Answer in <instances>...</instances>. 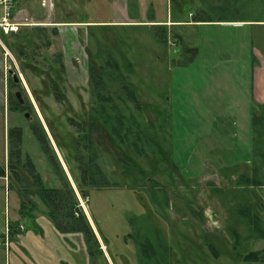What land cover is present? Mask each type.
<instances>
[{
	"label": "rangeland",
	"instance_id": "1",
	"mask_svg": "<svg viewBox=\"0 0 264 264\" xmlns=\"http://www.w3.org/2000/svg\"><path fill=\"white\" fill-rule=\"evenodd\" d=\"M15 2L14 20L20 25L17 31L20 36L0 35L5 47L0 46V229L5 213L13 214L18 204L16 189L20 187L11 179L9 167L17 164L15 156L10 155L15 150V145L9 142L14 128L22 131L20 161L29 156L46 187L60 186L30 131V125L39 124L53 156L65 171L63 174L80 210L89 220L98 244L94 252L106 253L112 264H260L243 260L246 254L264 249V240L246 239L253 225L249 222L250 215L243 216L235 209L238 204L235 201H242L237 185L214 178L208 164L203 166L205 170L200 176L199 171H192V177L187 174L183 179L174 172L175 165L181 169L189 163L181 159L194 149L187 144V135L193 130L191 125L199 123L197 114L175 113L174 106L167 103V97L173 100L176 80L182 82L181 89H191L185 74L176 79L167 70L166 62L173 57L171 50L163 49L161 61L156 60L152 66L148 62L152 53L149 44H139V38L146 32L83 26L87 21L111 19L109 4L97 9L95 1L88 4L86 0H49L45 7L41 0ZM157 3L162 16L165 15L170 0ZM175 5L183 10L185 20L191 21L198 12H203L214 22L247 26L219 28L214 26H233V23H215L207 29L191 26L180 29L187 36L193 30L207 40H214L220 36L233 38L234 33L240 35L246 31L252 34L256 48L260 50L258 43L264 44V0H172L171 6L175 8ZM54 28L57 36L51 34ZM180 50H183L181 46ZM56 54L63 57L62 81L51 70ZM108 54L118 65V71L106 65ZM126 54L136 61L133 60L132 69L124 64ZM260 55L264 58V50ZM91 68L95 79L90 74ZM145 68L149 75L141 74ZM14 76L19 85L13 83ZM48 79L63 96L61 101L55 100ZM194 87L199 89L198 85ZM16 92L26 102L28 118L9 109V97L15 106ZM68 120L81 124L85 130L93 127L92 152L99 171L109 182L108 187L82 186L75 155L84 157L86 150L81 146L75 154L73 141L78 132ZM175 123L179 128H173ZM181 140L185 144H179ZM205 142L206 139L200 138L198 151ZM197 156L194 155L191 163L194 168L202 164ZM61 159L66 167L60 164ZM2 176H6L5 182ZM5 183L9 185L6 191ZM81 189L88 191L86 199L81 197ZM32 199L42 206L35 196ZM209 206L212 216L208 214ZM213 223L218 225L213 227ZM99 262L110 264L105 256Z\"/></svg>",
	"mask_w": 264,
	"mask_h": 264
},
{
	"label": "crops",
	"instance_id": "2",
	"mask_svg": "<svg viewBox=\"0 0 264 264\" xmlns=\"http://www.w3.org/2000/svg\"><path fill=\"white\" fill-rule=\"evenodd\" d=\"M86 1L88 4L95 1L97 9H102L100 7L104 3L109 4L112 18L87 21L83 26H95L98 29L130 28L138 30L141 34L146 32L139 38V44L143 46L149 44L152 50L148 60L149 65L153 66V63L161 61L163 49L171 50L173 57L166 62L167 70H170L171 76L176 79H180L181 73L185 74L191 89L184 87H182L184 90L181 89L182 82L176 80L173 100L171 101L169 96L167 103H171V107L174 106L175 113L185 111L197 114L199 123V125H191L193 130L187 135L189 137L187 144L194 146V149L186 152L188 156L181 160L189 163L181 169L175 165L174 172L183 179L187 174L192 177V171H199L197 174L200 176L203 175L205 164H208L207 169L211 168L214 178L228 185H237L242 194L240 195L242 201L239 199L238 202L235 201L238 203L235 209L243 216L250 215L258 218V222L255 221L254 224H258L259 229H256L255 233L264 231V218L261 211H264V185L254 187L240 184V179L251 178L256 170L260 176H264L262 174L264 169L260 168L262 171H259V168L256 169L258 164L254 148L253 126L254 115L259 116L264 110V58L260 55V51L264 50V44L258 43L261 46L260 50L256 48L252 34L246 31L240 35L234 33L233 38L220 36L214 37V40L210 38L207 40L206 37L193 33V30L187 36L180 29L188 26L207 29L215 23H233V26H214L219 28L245 29L247 26L240 27L241 25L234 24L236 22L226 21L197 23L193 18L191 21L185 20L183 10L176 5L175 8L171 6L172 0L163 16L157 3L159 0ZM188 16H191V13ZM158 30L166 33L165 46L156 40L155 34ZM186 36L190 38L189 41ZM224 41L227 43L222 45ZM180 46L183 48L182 51ZM202 46L204 51H201ZM110 56L112 58L111 54ZM129 58L130 56L126 54L124 64L132 69L134 59ZM146 69L144 73H141L142 75H149L150 72ZM144 78L149 79L145 76ZM197 85L198 90L194 87ZM173 128H179L178 124L175 123ZM194 129L197 130L195 133ZM200 138L206 139V142L201 143L202 149L198 151L196 145L200 142ZM179 144L185 143L181 140ZM176 153L179 157L178 151ZM194 155H198L197 160L202 163L200 168L192 167ZM64 163L61 159L62 167H66ZM3 179L5 182L6 176ZM7 185L4 184L5 191ZM231 202L233 200L229 203ZM17 203L13 214L5 213L3 226L0 229V240L3 241L6 237L9 242L7 250L0 244V264H99L103 256L112 264L106 253L103 255L102 252H98L89 255L82 235L59 233L46 216L43 206H38L33 213H21L18 200ZM208 210V214L212 216L213 211L210 210V206ZM90 224L93 227L91 221ZM215 225L218 224H212L213 227ZM229 230L233 232L232 229L229 228ZM246 239L262 241L264 236H254L251 229Z\"/></svg>",
	"mask_w": 264,
	"mask_h": 264
},
{
	"label": "trees",
	"instance_id": "3",
	"mask_svg": "<svg viewBox=\"0 0 264 264\" xmlns=\"http://www.w3.org/2000/svg\"><path fill=\"white\" fill-rule=\"evenodd\" d=\"M194 22L197 23H209L214 22L212 21L206 13L198 12L194 16ZM216 22H223V21H216ZM19 33V32H18ZM18 33H11L6 35V37H10L11 35H19ZM38 33H40L38 31ZM51 34L53 36H57V31L52 29ZM44 35V34H43ZM5 36V35H4ZM20 36V35H19ZM18 36V37H19ZM31 38L30 35H28ZM156 40L158 43L162 45L167 44V36L164 31H156L155 34ZM20 38V37H19ZM21 39V38H20ZM18 42V41H16ZM27 44H33L31 41L23 40ZM49 45V43H47ZM19 44L17 43V47ZM21 53V49H19ZM192 52V51H191ZM23 54V53H22ZM108 59L106 60V65L113 66L116 71H118V65L111 60L109 54L107 55ZM51 70L55 73V76L59 81L63 80L65 66L63 62L62 54H56L53 58V62L51 64ZM90 74L93 79H95L93 69H90ZM49 88L51 93L53 94L56 101H61L63 96L58 94L55 84L48 79ZM127 90V89H126ZM132 99L135 100L133 94H130ZM99 98L101 95L98 94ZM15 106L12 105L11 96L9 97V109L11 111L20 112L21 110L17 107L18 100H14ZM69 123L75 125L77 128L78 136L73 141V150L75 154H78L80 151V147L83 146L84 150H86V156L81 157L75 155V160L77 165H79V172H80V182L82 186L87 189L90 188H105L109 186L108 180L101 174L98 168L97 158L94 152H92L93 148V135L94 130L93 127H89L85 130V127L81 124L75 123L73 120H68ZM253 126H254V148L256 151V157L258 162V166L264 169V110L261 115L257 116L254 115L253 118ZM122 128V126H121ZM30 131L34 138L37 140L40 149L47 158L48 162L50 163L53 172L60 183L58 188H49L46 187L40 175L37 173L35 166L29 156H26L24 160L20 161L21 157V150L19 148L21 141H22V131L20 128H14L9 135V142L10 144H14L15 150H12L11 156L15 158L17 164H9L11 169V179L20 187V189H16L18 201H19V211L21 213H33L37 210L38 205L36 202L33 201L32 196H35L43 208L45 209L46 216L53 224L54 228L61 234H80L85 240L88 253L91 255L98 248L97 241L95 239L94 234L92 233L91 227L89 225L88 220L86 219L85 215L82 213L78 206L77 198L70 188L63 171L61 170L59 163L57 162L55 156H53V152L50 150L47 140L45 138V133L43 132L42 128L37 125H30ZM117 132V130H116ZM118 133V132H117ZM119 138L124 141L123 137L119 136ZM134 140V139H133ZM136 145V144H134ZM254 174L251 178H242L240 179V184H244L246 186H254L259 187L264 185V176H260L258 171H254ZM9 186V185H8ZM12 189V186L9 187ZM81 197L86 199L89 196L88 191L82 190L80 191ZM255 221L258 222L257 217L249 216V222L253 225L252 230L255 233L256 229H259L258 224H254ZM262 231V230H261ZM256 237L264 236V231L261 233H255ZM146 245V244H144ZM146 250V246H142ZM146 253V252H142ZM148 253V252H147ZM245 262L249 263H260L264 264V250L250 252L246 254L243 258Z\"/></svg>",
	"mask_w": 264,
	"mask_h": 264
},
{
	"label": "built area",
	"instance_id": "4",
	"mask_svg": "<svg viewBox=\"0 0 264 264\" xmlns=\"http://www.w3.org/2000/svg\"><path fill=\"white\" fill-rule=\"evenodd\" d=\"M42 6L45 7L49 0H41ZM16 7L15 0H0V35H9L11 33H17L19 24L14 20V9ZM0 46L4 49V45L0 40ZM6 55L10 56V54L6 50ZM22 229V228H21ZM0 244H2L6 250L9 247L8 238H4L3 241L0 240Z\"/></svg>",
	"mask_w": 264,
	"mask_h": 264
},
{
	"label": "flooded vegetation",
	"instance_id": "5",
	"mask_svg": "<svg viewBox=\"0 0 264 264\" xmlns=\"http://www.w3.org/2000/svg\"><path fill=\"white\" fill-rule=\"evenodd\" d=\"M13 83H16L17 85H19L18 82H14V79H13ZM17 93L20 94V100L16 97ZM15 98L18 100V106L17 107L21 110L20 113L24 114L25 118H28V114L25 112L26 111V102L22 99L21 93L20 92H16L15 93Z\"/></svg>",
	"mask_w": 264,
	"mask_h": 264
},
{
	"label": "water",
	"instance_id": "6",
	"mask_svg": "<svg viewBox=\"0 0 264 264\" xmlns=\"http://www.w3.org/2000/svg\"><path fill=\"white\" fill-rule=\"evenodd\" d=\"M13 79H14V82H18L19 81L17 76H14ZM16 97L20 100V94L19 93L16 94Z\"/></svg>",
	"mask_w": 264,
	"mask_h": 264
}]
</instances>
